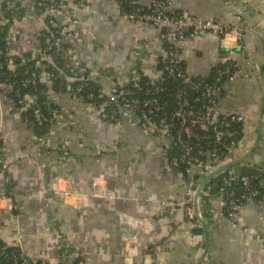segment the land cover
<instances>
[{
    "label": "crops",
    "instance_id": "obj_1",
    "mask_svg": "<svg viewBox=\"0 0 264 264\" xmlns=\"http://www.w3.org/2000/svg\"><path fill=\"white\" fill-rule=\"evenodd\" d=\"M168 3L169 11L247 27L238 50L223 51L219 40L196 33L176 56L193 77L207 78L218 65L233 68L236 77L223 82L215 112L240 114L245 121L224 162L240 160L235 170L240 165L263 175L264 0ZM3 5L0 0V10ZM88 5V13H75L66 64L85 66L89 79L106 92L127 85L136 65L154 78L156 64L148 54L163 52L159 30L117 18L116 0ZM9 25L11 54L35 56L42 23L23 13ZM48 93L62 115L52 121L45 150L23 116L27 107L22 111L0 101L2 146L18 206L15 215L0 208L1 242L13 240L18 229L24 256L53 263L80 256L85 264H264V203H243L231 222L223 198H198L207 227L188 222L180 204L183 176L165 162L157 138L124 116L119 123L106 122L81 99ZM131 250L136 254L130 261L124 256Z\"/></svg>",
    "mask_w": 264,
    "mask_h": 264
},
{
    "label": "built area",
    "instance_id": "obj_2",
    "mask_svg": "<svg viewBox=\"0 0 264 264\" xmlns=\"http://www.w3.org/2000/svg\"><path fill=\"white\" fill-rule=\"evenodd\" d=\"M18 0H4L3 8L0 10V27L7 25L6 35L3 41L6 44L5 51V66L9 75L14 73L18 66L33 63L38 68L37 71L29 72V78L20 81L21 87H27L30 84L34 85L41 79V74L45 73L47 76V85L55 78L53 72H47L45 66L41 64V60L46 59L48 47H52L56 53H63L65 57L70 52L69 48H64L66 39L72 35L77 25L75 13L78 10L88 9V0H24L21 5L25 8L24 14L30 18L38 19L43 27L39 28V36L41 37V47L37 54L33 57L20 56L16 58L10 52V43L13 35L9 29L8 18L12 21L20 19V13L17 11ZM119 8L117 18L124 21H132L143 23L155 27L160 32L162 40L167 41L166 51L158 54H148L152 57L156 64L154 71L155 79H163L164 77H171L183 81L186 84L192 82L193 76L188 74L184 67L180 64V60L176 53L181 49L189 37H193L196 33L208 32L216 35L219 38V44L222 47H227L232 51L233 48L240 44L243 32L247 28L236 24L234 26H226L212 19H200L189 15L187 12L178 11L173 14L169 13L168 0H116ZM59 15L62 20L58 22L55 16ZM8 17V18H7ZM11 21V22H12ZM144 51H142L143 54ZM141 55V54H140ZM63 56V58H64ZM145 58L146 56H140ZM163 57L162 64L158 67V60ZM16 60L18 62H16ZM1 68V64H0ZM71 72L77 79H80L85 85L87 81H91L89 77L85 76V72L81 65H73ZM144 73L138 66L131 67L129 71V82L137 90H144L146 94L159 92L155 87V83H151L150 87L142 88L139 81ZM236 77L235 71L231 66H225L217 70V75L214 82H199L197 85L203 91L202 106H194L185 103L183 100L179 106L172 110L170 114L155 118L158 111L162 110V106L158 103L155 96L140 99L138 97H126L130 91L122 89V86L113 88L112 91L106 92L103 89L97 94L90 93L86 103L88 107L102 120H108L114 123H119L122 116L139 126L144 132L150 136L157 138L164 153V160L169 166L175 168L180 163L187 165L185 172L186 177L183 178L184 195L180 201L181 206L184 207L185 216L188 222L200 223L198 218L195 220V206H197L198 195L206 197L207 200L215 197L223 198L226 208V214L231 222L237 220L238 212L245 202H253L258 205L264 203V192H258L257 189L251 186L250 180L245 175H237L234 166L228 168L224 175H222V182L212 188L210 184L204 185L201 194H197V189L203 177L213 170L215 165L220 162L222 155V146L224 145L225 136L230 140L227 147L233 149L237 146L238 136L242 133V126L244 124V117L240 114H227L225 116L217 114L215 116V108L217 104V97L223 89V82L231 81ZM223 81V82H222ZM15 82L2 81L0 79V101L8 102L15 106L10 94L18 93V88L15 89ZM82 86V85H81ZM81 86L76 91L81 90ZM50 90H47V96ZM36 94H21L20 102L23 111L30 104H33L36 99ZM61 95V93H58ZM186 94V90L181 88L174 93V96L181 100V97ZM52 95L51 97H53ZM57 96V95H55ZM58 97V96H57ZM56 97V98H57ZM119 97L121 104H119ZM50 99V98H49ZM95 100H98L95 102ZM201 99L196 96L194 102H199ZM118 107H117V106ZM50 116H47L40 108H35L33 114L36 118L38 126L45 125L49 120H59L61 118L60 109H51L47 106ZM139 113V114H137ZM179 122V126L175 133L172 132L174 128V121ZM1 124V123H0ZM200 132V134H198ZM204 132H210L209 136L213 142L211 147L203 149L202 145L196 144L194 148H199L198 153L204 156L201 160L195 153L191 139L200 141L206 138ZM49 128L45 133L36 135L37 143L41 150H45L48 145ZM232 138V139H231ZM173 143H177L181 149L179 157H168L167 150ZM264 171V170H263ZM196 172L202 174L201 179H195ZM200 174V175H201ZM0 182H2L0 193V208L6 210L16 209L18 206L14 200L13 190L10 180V169L6 159L4 147L2 146L1 125H0ZM240 183L243 187V193L236 197L232 187L236 183ZM14 239L9 243H4L0 247V264H5L6 261L11 260V264H85L82 257L75 258L72 262L67 263H53L46 258H28L24 256L22 250V235L18 229L15 230ZM1 241V240H0ZM16 248L19 253L7 250L8 248ZM134 250L129 251L124 256L127 260H132L135 256Z\"/></svg>",
    "mask_w": 264,
    "mask_h": 264
},
{
    "label": "trees",
    "instance_id": "obj_3",
    "mask_svg": "<svg viewBox=\"0 0 264 264\" xmlns=\"http://www.w3.org/2000/svg\"><path fill=\"white\" fill-rule=\"evenodd\" d=\"M22 0H18L16 7L17 11L20 13V15H23L25 8L21 5ZM37 5L38 2L41 0H36ZM74 2H78L79 0H73ZM118 1V0H117ZM120 1V0H119ZM176 11H169V13L173 14ZM178 12V11H177ZM19 15V17H20ZM8 18V17H7ZM8 24L11 23V19L8 18ZM6 29L7 25H4L0 27V79L2 81H9V82H15V89L18 88V93H11L10 97L12 101L15 103L16 109H20L23 107V103L20 102L21 99V94H36V99L33 104H30L29 107H27V110L23 113V116L25 120L29 123H33V126L35 128V133L36 135H41L42 133H45L48 128L52 125V121L49 120L45 125L43 126H38L36 123V118L33 114L35 108H40L43 113H45L47 116H50L47 110V106H49L51 109H60L59 106L55 103H53L52 100L49 99V97L46 95L47 90H53L56 93H64V94H69L70 96L77 97L81 99L83 102L87 103L88 98L87 96L92 93V94H97V92L101 91L102 88L95 82L93 81H87V84L85 85L80 79H77L76 76L73 75L71 72L72 66H68L66 62L63 59V53H56L52 47H48L47 50V57L46 59L41 60V64L45 66V70L47 72H53L55 78L52 79V82H50L49 85H47V82H43L41 79L38 80L34 85L30 84L27 87H21L20 86V81L26 78H29V72L31 71H37L38 68L35 67L33 63H28L27 65L23 66H18L14 73L9 75L8 71L6 70V66L4 64L5 62V51H6V44L3 41L5 35H6ZM41 39V37H40ZM162 47L164 52L166 51L167 48V41L162 40ZM64 48H66V45H64ZM164 58L161 57L158 60V67L162 64V60ZM16 62H18L16 60ZM182 67H184L183 63L180 62ZM226 65H218L215 67L210 74L208 75L207 78H201V77H193L192 82L190 84H186L181 80L171 78V77H164L163 79H155L151 76H148L146 74H143L140 78V85L141 87L148 88L150 87L151 83H155V87L158 89L160 88L159 92L155 93H148L146 94L144 90H137L134 88L131 83H128L127 85L122 86V89L130 91L129 94L126 96L128 98L132 97H138L140 99L155 96L158 100V103L162 106V110L158 111L155 115V118L163 117L171 113L172 110L176 109L180 103L185 101L187 104L194 105L196 107L202 106L203 104V91L198 87L199 82H214L216 75H217V70L220 68L225 67ZM82 69L85 72V76H87V69L85 66L82 65ZM233 69V68H232ZM223 82V81H222ZM82 85V86H81ZM81 86V90L78 92L76 89ZM184 88L186 90V94L181 97V100L176 98L174 96V93L181 89ZM198 96L201 100L199 102H194V97ZM119 104H121V99L119 97ZM98 100H95L97 102ZM219 101V100H218ZM217 101V102H218ZM217 105V104H216ZM117 106V105H116ZM118 107V106H117ZM216 110V109H215ZM215 116L217 113L214 111ZM139 114V113H137ZM106 122H111L108 120H105ZM179 126V122L177 120L174 121V128L172 129V132L175 133L177 130V127ZM206 134V138L201 139L200 141H197L195 139H191V143L193 146V149L195 153L198 155V157L201 160H204L205 157L201 156L198 151L199 148H194L196 144L202 145L203 149H208L212 145V138L209 136L210 132H204ZM200 134V132H198ZM241 135V134H240ZM225 141L224 145L222 146V157L221 161L218 162L215 166H219L222 162H224L225 157L229 155L230 150L227 145L228 141L230 138L226 135L225 136ZM240 136H238L239 138ZM232 139V138H231ZM238 140V139H237ZM181 155V149L180 146L177 143H173L172 146L167 150V156L168 157H179ZM187 165L183 162L180 163L177 167H175L176 172L181 174L184 177H186V169ZM235 168V167H234ZM226 171V170H225ZM236 171V170H235ZM255 170H248L245 168H242L240 172H236L237 175H245L249 178L251 186L254 187L255 189L258 190V192H264V185H261V181H264V174L261 176H257L258 173ZM224 175L225 172H222ZM201 173L196 172L195 179L199 180L202 177ZM221 174V173H220ZM218 174L216 177L210 179L209 183L212 188H215V185H219L222 182V175ZM232 190L234 191V194L236 197H239L243 193V187L242 185L238 182L236 183L233 187ZM204 201H207L206 197H202ZM226 210V208H225ZM12 213L15 215L18 213V208L11 210ZM4 244L0 241V247L3 246ZM7 250L14 251L16 253H19V250L16 248H8ZM5 264H11V260H8L5 262Z\"/></svg>",
    "mask_w": 264,
    "mask_h": 264
},
{
    "label": "water",
    "instance_id": "obj_4",
    "mask_svg": "<svg viewBox=\"0 0 264 264\" xmlns=\"http://www.w3.org/2000/svg\"><path fill=\"white\" fill-rule=\"evenodd\" d=\"M55 19L58 21V22H60L61 20H62V17L61 16H59V15H56L55 16ZM200 34H202V35H205L206 37H211V38H215L216 40H219V38L216 36V35H214V34H211V33H208V32H201ZM238 50L239 49V47H235V48H233V50ZM222 50L223 51H229L230 49L229 48H227V47H224V48H222ZM244 157H242V159H243ZM239 161L240 160H236V161H233V162H230V163H227V162H222L219 166H215L214 168H213V170H211L210 172H208L204 177H203V179L201 180V184H200V186L198 187V189H197V194H201V190L203 189V187H204V185H206L207 183H208V181L210 180V179H212V178H214V177H216L218 174H220V173H222V172H224L225 170H227L228 168H230V167H233V166H235V165H238V163H239ZM241 171V166L239 165V166H236V172H240ZM46 177H45V179H44V182H46ZM183 186H184V184H183ZM198 198H201L202 199V197H201V195H198ZM195 213H196V217L198 218V220H199V222L203 225V226H205V227H207L206 226V223H205V213L204 212H200V213H198V210H197V206H195ZM205 229H207V228H205Z\"/></svg>",
    "mask_w": 264,
    "mask_h": 264
}]
</instances>
